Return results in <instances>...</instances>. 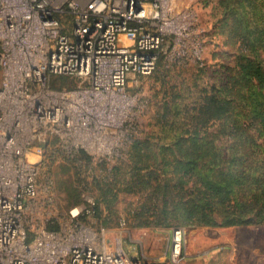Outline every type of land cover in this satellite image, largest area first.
<instances>
[{
	"label": "built area",
	"instance_id": "built-area-1",
	"mask_svg": "<svg viewBox=\"0 0 264 264\" xmlns=\"http://www.w3.org/2000/svg\"><path fill=\"white\" fill-rule=\"evenodd\" d=\"M205 36L181 0H0V264H187L184 226L171 227L165 254L152 258L108 247L103 228L80 219L96 204L97 178L143 130L140 78L201 64ZM54 76L79 83L53 85ZM51 153L75 161L87 195L67 224L40 219L30 229Z\"/></svg>",
	"mask_w": 264,
	"mask_h": 264
},
{
	"label": "trees",
	"instance_id": "trees-1",
	"mask_svg": "<svg viewBox=\"0 0 264 264\" xmlns=\"http://www.w3.org/2000/svg\"><path fill=\"white\" fill-rule=\"evenodd\" d=\"M216 3L238 43L229 72L213 77L176 127L163 120L153 123L151 128L161 132L168 128L161 144L143 129L112 169L116 175L119 161L145 150L140 161L151 163L133 173L134 185L152 189L153 204L142 210L171 227L264 225V0ZM78 83L54 76L52 84ZM105 182L95 183L99 193Z\"/></svg>",
	"mask_w": 264,
	"mask_h": 264
},
{
	"label": "rangeland",
	"instance_id": "rangeland-1",
	"mask_svg": "<svg viewBox=\"0 0 264 264\" xmlns=\"http://www.w3.org/2000/svg\"><path fill=\"white\" fill-rule=\"evenodd\" d=\"M181 3L198 11L207 46L201 64L181 68L159 65L151 74L140 78L138 89L149 100L143 129L145 136L158 144L169 134H165L168 128L161 132L158 127L151 128L153 123L163 120L167 126L176 127L183 112L197 105L200 91L212 83L213 77L221 79L229 72L232 53L238 44L221 21L216 0H181ZM142 152L119 161L116 175L112 173L116 162L107 166L105 174L97 178L106 181L105 187L101 193L95 186L89 190L96 204L80 220L99 234L103 228V240L108 247L134 248L138 254L161 258L169 246L172 224L157 222L156 215L142 210L153 204L151 187L134 185L133 181L134 169L140 171L144 164L151 163L149 158L140 161ZM74 162L53 153L48 156L38 178V207L29 208L30 229L40 219L49 228L67 224L69 209L84 201L87 192L80 181L85 180L86 174L82 175ZM180 225L185 227L187 264H264V225Z\"/></svg>",
	"mask_w": 264,
	"mask_h": 264
},
{
	"label": "bare ground",
	"instance_id": "bare-ground-1",
	"mask_svg": "<svg viewBox=\"0 0 264 264\" xmlns=\"http://www.w3.org/2000/svg\"><path fill=\"white\" fill-rule=\"evenodd\" d=\"M28 157H29V159H30L31 161H36L37 158H38L37 154L34 153V152H30V153L28 154Z\"/></svg>",
	"mask_w": 264,
	"mask_h": 264
}]
</instances>
